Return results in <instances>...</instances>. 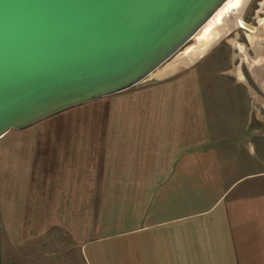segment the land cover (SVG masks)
I'll return each instance as SVG.
<instances>
[{"label":"crops","instance_id":"crops-1","mask_svg":"<svg viewBox=\"0 0 264 264\" xmlns=\"http://www.w3.org/2000/svg\"><path fill=\"white\" fill-rule=\"evenodd\" d=\"M198 68L188 86H135L0 137L12 246L57 240L75 264H264L261 119L243 80Z\"/></svg>","mask_w":264,"mask_h":264},{"label":"water","instance_id":"water-1","mask_svg":"<svg viewBox=\"0 0 264 264\" xmlns=\"http://www.w3.org/2000/svg\"><path fill=\"white\" fill-rule=\"evenodd\" d=\"M227 1L0 0V137L135 87Z\"/></svg>","mask_w":264,"mask_h":264},{"label":"rangeland","instance_id":"rangeland-1","mask_svg":"<svg viewBox=\"0 0 264 264\" xmlns=\"http://www.w3.org/2000/svg\"><path fill=\"white\" fill-rule=\"evenodd\" d=\"M227 5L230 6V4ZM233 16L255 27L256 31H248L239 27L238 23L235 24ZM229 17L233 19L235 26L229 27L217 42L205 50L202 56L190 62L192 55L188 53L189 49H197L200 46L203 39V33L200 32L159 69L178 63L181 68L163 78L155 76V71L149 78L136 85V88L162 82L169 83L168 81L171 82L175 78H183L185 82L189 81L186 80L188 79L187 74L193 66L198 65L196 73L198 81L208 82L210 78L209 83H220L212 80H222L223 83L228 84L231 81L243 80L248 87L252 112L258 114L262 122L261 127L264 128V83L259 84L253 78L252 67L254 69L258 66H252L253 63H251L256 58L255 53L258 54L260 47L264 56V48H262L264 47V0H248ZM263 60L264 57H261V61ZM188 85L189 82H186V86ZM53 126L59 125L56 123ZM37 127L41 130L43 125L40 124ZM48 127L51 126L48 125ZM77 256L78 253L74 249L64 247L57 240L49 242L40 239L14 248L4 229L0 210V264H75L71 259Z\"/></svg>","mask_w":264,"mask_h":264},{"label":"bare ground","instance_id":"bare-ground-1","mask_svg":"<svg viewBox=\"0 0 264 264\" xmlns=\"http://www.w3.org/2000/svg\"><path fill=\"white\" fill-rule=\"evenodd\" d=\"M227 4H230V6ZM241 5H242V0H236V1L228 0L218 10V12L205 24V26L200 30V32L203 33L202 34L203 39L202 42L200 43V46L197 49L192 48V50L191 49L188 50V53H191L192 55L190 58V62L200 57L205 52L206 49H208L212 44L217 42L221 38V36L224 35L225 31L229 27L233 28L235 26L233 23V19H230L229 15L231 13H235L237 9L241 7ZM238 19H239L238 17H234L235 24L238 23ZM196 53H198V55H196ZM167 68L169 69L168 73L174 70V67H167ZM157 71L155 72V76L158 77V75H163V74H159V72Z\"/></svg>","mask_w":264,"mask_h":264}]
</instances>
